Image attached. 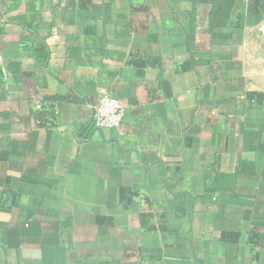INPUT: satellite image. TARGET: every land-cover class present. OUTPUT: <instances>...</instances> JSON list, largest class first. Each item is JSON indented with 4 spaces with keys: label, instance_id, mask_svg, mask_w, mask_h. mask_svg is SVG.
<instances>
[{
    "label": "crops",
    "instance_id": "crops-1",
    "mask_svg": "<svg viewBox=\"0 0 264 264\" xmlns=\"http://www.w3.org/2000/svg\"><path fill=\"white\" fill-rule=\"evenodd\" d=\"M263 25L264 0H0V264H264Z\"/></svg>",
    "mask_w": 264,
    "mask_h": 264
},
{
    "label": "built area",
    "instance_id": "built-area-1",
    "mask_svg": "<svg viewBox=\"0 0 264 264\" xmlns=\"http://www.w3.org/2000/svg\"><path fill=\"white\" fill-rule=\"evenodd\" d=\"M262 33L264 35V25ZM125 117L126 108L122 102L109 92H102L92 117L93 127L97 130L120 128Z\"/></svg>",
    "mask_w": 264,
    "mask_h": 264
}]
</instances>
